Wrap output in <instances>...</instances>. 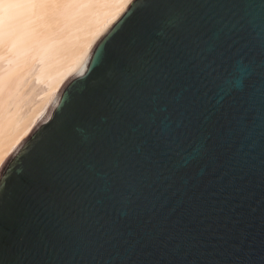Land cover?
<instances>
[{"label": "water", "instance_id": "1", "mask_svg": "<svg viewBox=\"0 0 264 264\" xmlns=\"http://www.w3.org/2000/svg\"><path fill=\"white\" fill-rule=\"evenodd\" d=\"M0 264H264V0H133L1 164Z\"/></svg>", "mask_w": 264, "mask_h": 264}, {"label": "bare ground", "instance_id": "2", "mask_svg": "<svg viewBox=\"0 0 264 264\" xmlns=\"http://www.w3.org/2000/svg\"><path fill=\"white\" fill-rule=\"evenodd\" d=\"M133 0H0V166Z\"/></svg>", "mask_w": 264, "mask_h": 264}]
</instances>
